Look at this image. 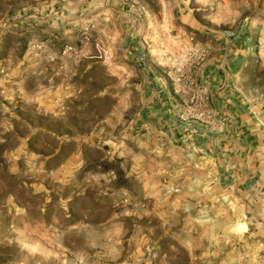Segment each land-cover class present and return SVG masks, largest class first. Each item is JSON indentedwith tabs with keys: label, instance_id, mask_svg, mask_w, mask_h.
I'll list each match as a JSON object with an SVG mask.
<instances>
[{
	"label": "rangeland",
	"instance_id": "374dc122",
	"mask_svg": "<svg viewBox=\"0 0 264 264\" xmlns=\"http://www.w3.org/2000/svg\"><path fill=\"white\" fill-rule=\"evenodd\" d=\"M199 29L243 51L235 93L264 132V0H0V264H264V186L146 136L120 68L121 40L141 43L202 126Z\"/></svg>",
	"mask_w": 264,
	"mask_h": 264
},
{
	"label": "crops",
	"instance_id": "0c3cea01",
	"mask_svg": "<svg viewBox=\"0 0 264 264\" xmlns=\"http://www.w3.org/2000/svg\"><path fill=\"white\" fill-rule=\"evenodd\" d=\"M183 33L181 40L176 41L178 48L193 37L190 32V36ZM194 34L195 41L188 44L203 55V59L197 70L188 72L200 83L198 100L206 107L202 126L188 124L180 118L191 103V90L172 85L169 75L173 71L166 70L160 58L147 55L141 43L137 44L132 38L128 44L121 40L120 54L126 60H122L120 68L131 70L134 85L131 90L136 92L137 106L141 108L136 123L146 136L163 137L171 145L183 138L189 140L205 163L225 171L229 187L243 189V195H253L254 189L264 186V179H253L261 165L250 163L264 153V132L250 110L245 111L248 101L235 93L234 77L241 72V67L237 69V66L242 64L243 51L238 49L234 39L229 40L227 32L212 34L199 29L194 30ZM152 45L160 48L164 44ZM39 65L43 69V61Z\"/></svg>",
	"mask_w": 264,
	"mask_h": 264
},
{
	"label": "built area",
	"instance_id": "2783aa9c",
	"mask_svg": "<svg viewBox=\"0 0 264 264\" xmlns=\"http://www.w3.org/2000/svg\"><path fill=\"white\" fill-rule=\"evenodd\" d=\"M177 73H178V74H177L176 77L174 78V85H179L180 80H181V77H180V74H179V70H177ZM193 99H194V98L192 97L191 103L194 101ZM191 103H190V104H191ZM188 107H189V105L185 108V111L180 115V118L183 119V120H186V118H187ZM205 111H206V109H205Z\"/></svg>",
	"mask_w": 264,
	"mask_h": 264
}]
</instances>
